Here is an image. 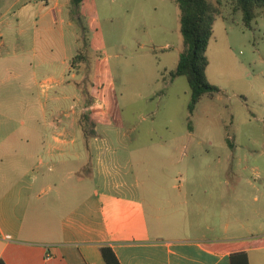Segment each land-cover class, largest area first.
Returning <instances> with one entry per match:
<instances>
[{
    "label": "crops",
    "instance_id": "obj_1",
    "mask_svg": "<svg viewBox=\"0 0 264 264\" xmlns=\"http://www.w3.org/2000/svg\"><path fill=\"white\" fill-rule=\"evenodd\" d=\"M70 2L0 0V70L17 82L11 103L0 101V260L106 264L109 246L121 264H231L229 252L203 245L245 243L250 264H264V232L231 233L220 195L146 184L147 147L129 138L136 126L118 131L113 110L101 102L99 115V98L83 92L73 59L84 38ZM3 8L18 17L21 40L10 46ZM95 71L89 81L104 86Z\"/></svg>",
    "mask_w": 264,
    "mask_h": 264
},
{
    "label": "rangeland",
    "instance_id": "obj_2",
    "mask_svg": "<svg viewBox=\"0 0 264 264\" xmlns=\"http://www.w3.org/2000/svg\"><path fill=\"white\" fill-rule=\"evenodd\" d=\"M222 1L206 71L221 92L205 96L192 114L187 78L170 75L183 50L180 10L172 0H84L75 22L87 60L75 68L84 73V94L99 98V115L104 102L114 112L115 129L127 133L136 126L129 138L147 147L140 166L152 191L215 192L231 233L246 235L264 232V9L248 28L242 13ZM2 13L4 41L16 44L17 14ZM96 67L104 86L89 81ZM14 74L0 70V101L6 104L17 89Z\"/></svg>",
    "mask_w": 264,
    "mask_h": 264
},
{
    "label": "trees",
    "instance_id": "obj_3",
    "mask_svg": "<svg viewBox=\"0 0 264 264\" xmlns=\"http://www.w3.org/2000/svg\"><path fill=\"white\" fill-rule=\"evenodd\" d=\"M180 10V31L183 38V50L176 69L171 72L172 79L186 77L191 89V101L189 112L192 114L197 104L205 97H216L221 89L211 84L207 79L209 59L207 49L214 36V24L221 15L222 0L217 3L209 0H172ZM233 6L235 12L242 13V19L246 27L251 28L257 11L264 9V0H226ZM84 0H71V13L78 15V9ZM87 60L85 53H79L73 59V67L77 63ZM88 96V93H85ZM86 126L94 127L89 123V118L84 115ZM191 121L189 126L191 128ZM245 243L204 244V249L211 252H229L231 264H250ZM106 264H121L113 249L109 246L101 248ZM0 264H5L0 260Z\"/></svg>",
    "mask_w": 264,
    "mask_h": 264
}]
</instances>
